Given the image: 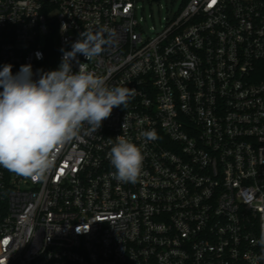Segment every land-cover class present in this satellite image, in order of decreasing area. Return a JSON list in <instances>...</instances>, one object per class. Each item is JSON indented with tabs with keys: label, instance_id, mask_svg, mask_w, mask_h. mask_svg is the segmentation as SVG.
<instances>
[{
	"label": "built area",
	"instance_id": "2783aa9c",
	"mask_svg": "<svg viewBox=\"0 0 264 264\" xmlns=\"http://www.w3.org/2000/svg\"><path fill=\"white\" fill-rule=\"evenodd\" d=\"M138 1L0 0V70L31 64L38 79L80 32L107 25L114 43L77 59L133 92L96 132L85 125L57 147L45 179L0 167V264H254L259 255L264 0H183L151 34ZM117 136L144 153L136 183L112 176Z\"/></svg>",
	"mask_w": 264,
	"mask_h": 264
},
{
	"label": "clouds",
	"instance_id": "9594fccd",
	"mask_svg": "<svg viewBox=\"0 0 264 264\" xmlns=\"http://www.w3.org/2000/svg\"><path fill=\"white\" fill-rule=\"evenodd\" d=\"M66 25H62V31ZM115 30L107 25L93 31L83 30L71 44V50L61 49L57 70L38 69L33 79L31 64L20 66L13 74L12 65L0 70V167L18 177L43 180L53 167L52 155L62 144L77 137L85 125L96 132L115 107L126 108L133 96L127 87L106 85L104 78L90 71L87 61L103 53L115 41ZM37 59L42 54L36 53ZM73 61L79 71L73 72ZM145 140L156 139L154 131H144ZM111 143V142H110ZM114 168L112 176L118 182L136 183L145 159L141 148L123 136H117L108 153ZM260 253L254 264L264 261V230L253 240Z\"/></svg>",
	"mask_w": 264,
	"mask_h": 264
},
{
	"label": "rangeland",
	"instance_id": "374dc122",
	"mask_svg": "<svg viewBox=\"0 0 264 264\" xmlns=\"http://www.w3.org/2000/svg\"><path fill=\"white\" fill-rule=\"evenodd\" d=\"M183 0H139L137 15L143 16L142 25L146 33L161 29L166 18H172Z\"/></svg>",
	"mask_w": 264,
	"mask_h": 264
}]
</instances>
